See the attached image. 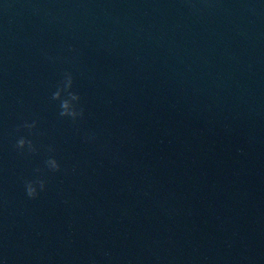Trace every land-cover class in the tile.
<instances>
[{"label": "water", "instance_id": "1", "mask_svg": "<svg viewBox=\"0 0 264 264\" xmlns=\"http://www.w3.org/2000/svg\"><path fill=\"white\" fill-rule=\"evenodd\" d=\"M0 258L264 264V2L0 0Z\"/></svg>", "mask_w": 264, "mask_h": 264}, {"label": "clouds", "instance_id": "2", "mask_svg": "<svg viewBox=\"0 0 264 264\" xmlns=\"http://www.w3.org/2000/svg\"><path fill=\"white\" fill-rule=\"evenodd\" d=\"M264 2V0H262ZM74 77L70 71H64L59 80L55 85V91L51 93V100L56 101L61 99L62 92H67L73 87ZM81 97L78 92L69 93L68 97L63 99L59 105L58 115L62 118H68L72 121H76L81 118L84 114L83 108L80 105ZM37 127V121L32 120L31 122L25 120L21 125L17 127V131L20 128L29 130L35 129ZM14 147L17 150L26 151L28 153L37 152V147L34 145L33 141L26 136L19 135L15 140ZM49 153L54 151V148L49 145L47 148ZM43 169H46L49 172H56L60 169V164L53 155H49L43 161ZM40 167L34 169V173L37 175L34 178L26 179L23 182V189L26 196L30 199L36 198L40 192H43L46 188V180L40 178L42 170ZM0 264H6V261L3 258H0Z\"/></svg>", "mask_w": 264, "mask_h": 264}]
</instances>
